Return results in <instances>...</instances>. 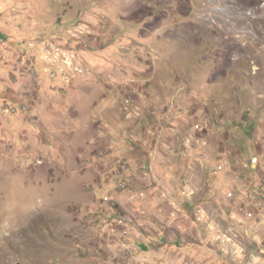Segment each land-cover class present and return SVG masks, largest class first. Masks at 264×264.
Returning a JSON list of instances; mask_svg holds the SVG:
<instances>
[{
	"label": "rangeland",
	"instance_id": "374dc122",
	"mask_svg": "<svg viewBox=\"0 0 264 264\" xmlns=\"http://www.w3.org/2000/svg\"><path fill=\"white\" fill-rule=\"evenodd\" d=\"M4 107L0 264H174L181 251L165 260L137 234L165 189L142 165L125 179L115 155L170 132L172 156L205 155L208 197L218 181L261 197L264 0H0Z\"/></svg>",
	"mask_w": 264,
	"mask_h": 264
},
{
	"label": "crops",
	"instance_id": "0c3cea01",
	"mask_svg": "<svg viewBox=\"0 0 264 264\" xmlns=\"http://www.w3.org/2000/svg\"><path fill=\"white\" fill-rule=\"evenodd\" d=\"M1 29L4 28L1 27ZM152 106L156 107L153 104ZM2 110L6 114V109ZM166 135L172 137L170 132H166L163 137H159V140L156 139L154 146L143 151L137 148H145L146 141L144 140L142 145L139 143L140 139H133L135 150H131V153L130 150H123L115 155L120 158V162H123L120 166L123 168L125 177L127 174L125 179L133 180L130 176L131 169L137 165L142 171V165L146 167L144 174L147 176L150 189L154 188L155 182L165 189L163 191L155 186L157 192L150 191L156 195L151 204L153 208L150 236L143 235L141 229V232L137 233L138 236L145 238L142 249H146L147 244H151L152 254L157 256L161 254L160 258L168 254L165 260L172 252L176 253L179 250L181 258L174 264H184V262L188 264H264V191L261 197L253 196L250 200V198L247 199V195L250 196L248 193L252 195L251 186L243 189L235 182L218 181L215 182L217 187L224 184L223 195L217 194L216 198L208 197L206 183L201 185L202 182H200L207 179L204 166L205 155L203 157L192 155L197 148L193 147L192 151L184 148L179 149L177 159L172 156L176 154V150H170L171 146H168L170 140ZM140 151L143 155L141 164L138 165L135 158ZM185 158L188 159V166L181 167V162ZM180 174L183 177L179 181H184L186 177L190 180L187 188L188 195L183 198L176 197V190L174 193L173 189L168 188L171 180L180 177ZM217 187L211 186L214 189ZM258 190L262 191L264 188L258 187L256 191ZM242 193L246 195L242 197ZM213 194L216 195V193ZM141 207L144 206L141 204ZM179 213L182 215L179 216ZM188 237L196 240L187 241ZM179 239H182V242Z\"/></svg>",
	"mask_w": 264,
	"mask_h": 264
},
{
	"label": "bare ground",
	"instance_id": "6f19581e",
	"mask_svg": "<svg viewBox=\"0 0 264 264\" xmlns=\"http://www.w3.org/2000/svg\"><path fill=\"white\" fill-rule=\"evenodd\" d=\"M29 227H31V226H29ZM31 228H32V227H31ZM25 229L28 230V227H27V226H26L25 228H24V227H21V228L17 229V231H19V233H20L21 235H25V236H26V235H27V231H25ZM29 230H31V229H29ZM29 230H28V231H29ZM13 233L16 234L15 231L12 232V234H13ZM25 233H26V234H25ZM12 234H11V235H12ZM18 237H19V240L21 241V238H22L23 236L18 235ZM27 237H28V236H27ZM26 239H27V238H26ZM22 240H23V239H22ZM27 241H28V240H27ZM27 241H26V242H27Z\"/></svg>",
	"mask_w": 264,
	"mask_h": 264
},
{
	"label": "built area",
	"instance_id": "2783aa9c",
	"mask_svg": "<svg viewBox=\"0 0 264 264\" xmlns=\"http://www.w3.org/2000/svg\"><path fill=\"white\" fill-rule=\"evenodd\" d=\"M0 109H7V114H11L14 113L16 110L14 108H10V107H4V108H0ZM257 158L253 159V163H257Z\"/></svg>",
	"mask_w": 264,
	"mask_h": 264
}]
</instances>
